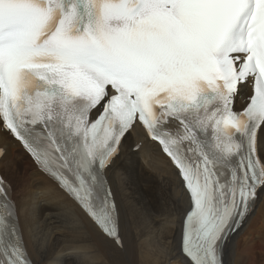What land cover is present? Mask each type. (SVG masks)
<instances>
[{
	"label": "snow or ice",
	"instance_id": "obj_1",
	"mask_svg": "<svg viewBox=\"0 0 264 264\" xmlns=\"http://www.w3.org/2000/svg\"><path fill=\"white\" fill-rule=\"evenodd\" d=\"M0 129L118 245L107 172L154 142L185 264H223L264 193V0H0ZM0 264H33L3 177Z\"/></svg>",
	"mask_w": 264,
	"mask_h": 264
},
{
	"label": "bare ground",
	"instance_id": "obj_2",
	"mask_svg": "<svg viewBox=\"0 0 264 264\" xmlns=\"http://www.w3.org/2000/svg\"><path fill=\"white\" fill-rule=\"evenodd\" d=\"M15 141L0 129V173L11 185L33 264H185L179 245L186 194L155 144L132 134L107 172L120 210L118 245L37 170ZM241 235L247 236L239 244ZM258 257L264 264V193L225 246L224 264H257Z\"/></svg>",
	"mask_w": 264,
	"mask_h": 264
},
{
	"label": "rangeland",
	"instance_id": "obj_3",
	"mask_svg": "<svg viewBox=\"0 0 264 264\" xmlns=\"http://www.w3.org/2000/svg\"><path fill=\"white\" fill-rule=\"evenodd\" d=\"M20 163H23V162H20ZM16 168H17V167H16ZM1 171H2V170H1ZM10 171H11V170H10ZM16 172L20 174V173H21V170L18 169V170H16ZM1 175H2V172H1ZM21 176L23 177V175H21ZM262 198H263V197H262ZM254 228H257V227L254 226ZM254 228H253V229H254ZM246 236H247V235H244V236L241 235V236H239V237L237 238V240L239 241V244L242 243V241L246 238ZM254 236L256 237V234H254ZM259 236H260V238H263V235H262V234H260ZM237 247H238V245H236V248H237ZM237 249H238V248H237ZM238 252L241 253V251H240L239 249H238ZM259 257H260V258H263V256H259ZM259 257L256 258V259H257V264H259V262H260V258H259Z\"/></svg>",
	"mask_w": 264,
	"mask_h": 264
}]
</instances>
